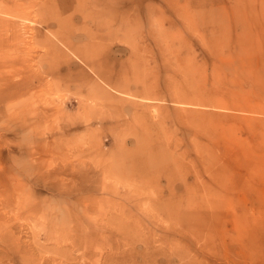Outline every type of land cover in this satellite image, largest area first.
<instances>
[{
    "label": "rangeland",
    "instance_id": "rangeland-1",
    "mask_svg": "<svg viewBox=\"0 0 264 264\" xmlns=\"http://www.w3.org/2000/svg\"><path fill=\"white\" fill-rule=\"evenodd\" d=\"M14 1L0 264H264V0Z\"/></svg>",
    "mask_w": 264,
    "mask_h": 264
},
{
    "label": "bare ground",
    "instance_id": "bare-ground-1",
    "mask_svg": "<svg viewBox=\"0 0 264 264\" xmlns=\"http://www.w3.org/2000/svg\"><path fill=\"white\" fill-rule=\"evenodd\" d=\"M15 1H16V0H15ZM15 1H14V2H15ZM54 1H55V0H54ZM11 3H12V2H11ZM15 6H16V5H15ZM15 6H14V7H15ZM52 6H53V5H52ZM3 7H4V6H3ZM12 7H13V6H12ZM12 7H11V8H12ZM1 10H2V9H1ZM10 10H11V9H10ZM11 11H12V10H11ZM48 11H49V10H48ZM50 11H51V10H50ZM3 12H4V11H3ZM14 15H15V14H14ZM17 15H18V14H17ZM48 26H49V25H48ZM1 28H2V27H1ZM62 41L65 42V40H62ZM48 42H49V40H48ZM0 46H1V45H0ZM16 48H17V47H16ZM76 58H77V57H76ZM5 78H6V77H5ZM1 85H2V84H1ZM109 103H110V102H109ZM138 136H139V135H138ZM91 229H92V228H91ZM89 241H90V239H89Z\"/></svg>",
    "mask_w": 264,
    "mask_h": 264
}]
</instances>
